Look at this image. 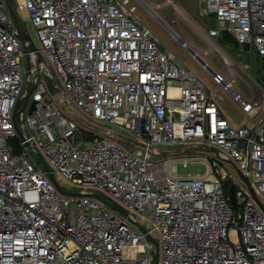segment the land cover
Masks as SVG:
<instances>
[{
    "label": "built area",
    "instance_id": "obj_1",
    "mask_svg": "<svg viewBox=\"0 0 264 264\" xmlns=\"http://www.w3.org/2000/svg\"><path fill=\"white\" fill-rule=\"evenodd\" d=\"M197 1L218 19L205 38L228 33L264 62V0ZM149 3L22 0L18 10L36 27L41 61L0 0V264H153L154 231L161 234L158 264H264V209L244 179L222 163L249 178L264 203V102L236 89L234 65L228 79L171 29L180 10L174 0L154 4L170 5L171 21L154 16ZM143 5L241 106L248 122L236 126L224 115V96L166 47L139 15ZM48 78L62 89L64 109ZM31 100L36 107L25 117ZM18 104L25 139L15 125ZM69 105L99 125L81 123L66 113ZM33 150L55 180L31 158ZM179 165L194 172L180 174ZM69 183L79 189L68 191ZM104 195L126 213L111 209ZM146 220L153 229L143 225Z\"/></svg>",
    "mask_w": 264,
    "mask_h": 264
},
{
    "label": "rangeland",
    "instance_id": "obj_2",
    "mask_svg": "<svg viewBox=\"0 0 264 264\" xmlns=\"http://www.w3.org/2000/svg\"><path fill=\"white\" fill-rule=\"evenodd\" d=\"M166 0H151L150 11L156 10V6L154 4H162ZM153 2V3H152ZM176 6L181 10L176 9L175 14L177 17V24L173 25V28L181 32V34L185 37L189 43L195 46V49L198 52H201L206 59L216 68L218 71L227 76L228 79L232 78L230 74L229 65H234L235 75H236V83L235 87L238 91H240L247 99L252 100L255 99L259 102H264V62L258 60L254 54H252L247 47L239 46L234 38H223L222 36L219 39L208 40L205 38L203 33L208 32L209 23L217 28L218 27V19L216 15L210 13L207 9V5L205 1H202L201 4L197 0H174ZM17 7H19L21 0H15ZM158 12L164 16L168 21L172 19V13L170 5L165 4L162 7H157ZM156 10V12H157ZM152 12V11H151ZM20 18L22 23L26 29L29 30L33 40L36 42L38 46H40V40L37 35L36 27L28 15L24 10L19 9ZM139 15L144 19L145 23L150 26L162 39L166 47L177 54L182 61L192 70L194 71L198 77L205 83V85L211 89L216 94H222L224 96V100L220 102V105L225 112L226 116L235 124L241 125L248 120L247 114L242 110L241 106L233 100L231 95L225 92L221 86L217 85L212 75L206 71L202 65L192 57L191 53L182 46V41H175L171 35L172 31L168 27H163L149 12L147 6L143 5L139 8ZM214 49V52L206 55L205 52ZM47 63L50 65L55 78L58 79V75L54 66L50 63L49 59L46 58ZM28 61L25 65L26 73L28 72ZM46 83L49 85V89L58 104L59 107L64 109V104L61 102V97L63 95L62 89L56 87V80L54 78L46 79ZM179 84V83H177ZM68 97V95H67ZM32 100L30 101L26 111L25 117H27L30 113ZM66 113H69L73 117L77 118V120L81 121V123L88 125L90 127H96L99 123H96L90 116L84 114L77 106L69 105L66 107ZM20 123L22 121L20 120ZM128 141L135 140V138L129 133L124 134ZM18 142V139H14L13 143ZM183 143L176 144V149H181ZM158 145V144H156ZM198 147H201L199 144ZM180 152L174 155H178ZM210 152L194 150L192 154H205L210 155ZM180 154H186L184 152ZM29 155L35 161H39L40 164L45 167V163L41 160V154L37 151H29ZM167 155V154H166ZM169 156H173L172 154H168ZM160 157V156H159ZM226 168L230 171L234 172L236 175L240 176L237 172L235 166L230 162H222ZM189 172H194V168L184 167L183 165H179V173L187 174ZM68 181H64L67 183ZM68 191H77L79 187L71 186L70 183L68 185ZM107 203L111 209H113L117 213H121L115 205L107 199ZM143 225L149 230L153 229L154 225L151 221L146 220L143 222ZM154 237L159 241L161 239V234L157 231H154ZM155 244V243H154ZM155 249L153 251V256L155 257Z\"/></svg>",
    "mask_w": 264,
    "mask_h": 264
},
{
    "label": "water",
    "instance_id": "obj_3",
    "mask_svg": "<svg viewBox=\"0 0 264 264\" xmlns=\"http://www.w3.org/2000/svg\"><path fill=\"white\" fill-rule=\"evenodd\" d=\"M6 3H7V6H8V9L10 11V14H11V16H12L14 22H15V25H16V28L18 30L19 35L22 37V39L29 40L31 42L32 47L36 50L37 55L39 57V60H41V61L44 60V56H43V54L41 52V49L36 44V42L33 40L32 36L27 32L26 28L24 27V25L22 23V20L20 18V13H19L18 7H17V5L15 3V0H6ZM31 93H32V90L29 92V95H28V97H27V99H26V101H25V103H24V105L22 107V110L25 108V106L27 104V101H28ZM18 107H19V104L17 105L16 110H15V113H14V116H15V125H16V128H17L20 136L23 139H25L24 133H23L20 125L17 122V115L19 114ZM35 107H36V102H33L32 103V106H31V110H34ZM42 161L45 163V167L47 168V170L50 171V168L48 167V165L45 162L44 158H42ZM236 169H237L238 174L241 176V178L244 179V181L246 182V184L248 185V187L252 191L254 197L257 199V201L261 204V206L264 209V203L260 199V197L258 196V194H257L254 186L250 182L249 178L244 177L242 175L241 171L238 168H236ZM197 172H199V173L202 172V166H198L197 167ZM50 176L52 177L53 180H55V176H54V174L51 171H50ZM104 197L107 198L108 200H110L119 211H121L123 213H126V209L123 206H121L119 203H117L116 201H114L111 197H109L108 195H104ZM231 198H232L233 205H236L237 204V200H236V188H235V185L234 184H232V186H231ZM140 227L145 232H148L147 229L144 226L140 225ZM149 237H150V239L156 245L155 258H154L153 264H158V261H159V253H160L159 252V249H160L159 248V241L153 235H151V234H149Z\"/></svg>",
    "mask_w": 264,
    "mask_h": 264
},
{
    "label": "bare ground",
    "instance_id": "obj_4",
    "mask_svg": "<svg viewBox=\"0 0 264 264\" xmlns=\"http://www.w3.org/2000/svg\"><path fill=\"white\" fill-rule=\"evenodd\" d=\"M21 1H22V0H21ZM150 5H151V4H150ZM150 5H149V8H150ZM156 10H157V9H156ZM156 10H151V11H152V14H153L154 16H156V17H159V13H158V11L156 12ZM189 46H190V47H193L192 44H189ZM171 91L174 93V92L177 91V89H174V88H173Z\"/></svg>",
    "mask_w": 264,
    "mask_h": 264
},
{
    "label": "trees",
    "instance_id": "obj_5",
    "mask_svg": "<svg viewBox=\"0 0 264 264\" xmlns=\"http://www.w3.org/2000/svg\"><path fill=\"white\" fill-rule=\"evenodd\" d=\"M222 37H223V38H229V39L233 38V36L230 35V34H228V33H223V34H222ZM14 144L17 145V142H15ZM17 148H18V146H17ZM18 151H19V149H18Z\"/></svg>",
    "mask_w": 264,
    "mask_h": 264
},
{
    "label": "crops",
    "instance_id": "obj_6",
    "mask_svg": "<svg viewBox=\"0 0 264 264\" xmlns=\"http://www.w3.org/2000/svg\"><path fill=\"white\" fill-rule=\"evenodd\" d=\"M221 109H222V107H221ZM222 112H223L224 115L226 116V114H225V112L223 111V109H222ZM226 117H227V116H226ZM230 121H231V120H230ZM231 122H232V121H231ZM246 122H248V120H246ZM246 122H245V123H246ZM232 123H233V122H232ZM245 123H244V124H245ZM233 124H234V123H233ZM234 125H235V124H234ZM241 125H243V124H241ZM241 125H236V126H241Z\"/></svg>",
    "mask_w": 264,
    "mask_h": 264
}]
</instances>
